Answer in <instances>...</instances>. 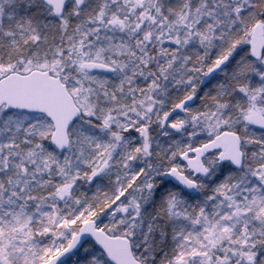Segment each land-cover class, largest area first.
<instances>
[{
    "label": "rangeland",
    "instance_id": "1",
    "mask_svg": "<svg viewBox=\"0 0 264 264\" xmlns=\"http://www.w3.org/2000/svg\"><path fill=\"white\" fill-rule=\"evenodd\" d=\"M15 3L0 0V22L17 16ZM23 19L14 20L5 31L36 41L40 18L31 14ZM258 24L264 27V0H89L82 13L70 7L58 24L59 31L67 32L60 48L56 45L42 53L38 47L32 56L0 62V79L33 70L61 77L84 113L72 130V149L59 156L50 149L54 129L48 120L0 110V264H45L89 220H96L110 236L130 240L142 264H213L212 257L223 255L236 261L232 264H262L264 136L259 155L252 150L256 136L245 127L244 118L258 112L264 115V60L260 65L247 62L241 68L240 49H232L242 37V50L248 49ZM54 33L55 29H49V35ZM4 36L0 31V49ZM230 41L235 42L228 45ZM11 47L18 45L13 41ZM240 56L247 58L245 53ZM209 57L215 58V65L225 57L236 60L207 87L204 80L210 68L205 61ZM88 62L114 67L118 75H88L83 71ZM238 69L242 70L240 79L245 80L240 87L235 85L239 79L233 77ZM230 79L231 93L223 91ZM206 90L207 102L217 96L228 103L217 108L204 103L198 107L202 112L177 118L172 126L182 128L180 135L163 128L166 110L176 96ZM228 128H242L254 165L249 161L245 173H229L210 158L208 164L221 182L214 194L181 199L173 192L172 212L186 208L189 201L199 211L196 216L181 215L180 231L186 225L189 231L175 255L162 263L157 257L155 217L146 210L159 184L156 179L170 168L185 171L176 155L191 152L200 138L209 139ZM161 150L165 163L156 161ZM104 164L110 165L109 172L89 185ZM251 175V182L246 183ZM255 179L260 183V214L250 193ZM214 182L206 181L204 189ZM104 186L113 191L111 204L101 218H93L95 210L76 196ZM232 192L237 201L231 198ZM259 253L260 262H256L253 257ZM218 260L227 264L224 258ZM69 264L108 262L90 244Z\"/></svg>",
    "mask_w": 264,
    "mask_h": 264
},
{
    "label": "water",
    "instance_id": "2",
    "mask_svg": "<svg viewBox=\"0 0 264 264\" xmlns=\"http://www.w3.org/2000/svg\"><path fill=\"white\" fill-rule=\"evenodd\" d=\"M51 8L57 17H63L70 0H41ZM86 0H75L79 10H82ZM263 30L260 26L255 28L251 44L252 57L255 60L262 58L261 37ZM228 64L226 60L220 67L213 69L207 76L209 82L217 73ZM85 69L89 73L115 74V70L107 65L85 64ZM195 99L189 98L172 112L170 119L175 114H183L185 109L192 106ZM6 106V112L20 111L45 116L53 123L54 133L51 143L60 153H66L71 146L70 131L73 125L79 121L83 113L76 105L74 98L70 95L68 88L59 78L51 76L50 72L34 71L28 75L12 74L0 81V108ZM252 125L264 130V119L260 116L250 117ZM223 150L220 156L221 163L231 162L237 170L243 169L244 158L241 152V142L238 136L224 134L215 142L210 143L200 150L194 151V160H188V155L183 156L189 169L196 176H208L202 160L215 151ZM108 165L102 166L99 172L93 177L91 182H95L107 170ZM167 180L182 187L189 193H196L198 185L191 182L184 174L173 169L167 174ZM92 241L100 250L104 252L111 264H141L134 255L132 244L125 238H113L97 228L93 221L85 223L80 232L72 239L70 245L60 252L56 257L46 264H64L69 258L80 251L84 245Z\"/></svg>",
    "mask_w": 264,
    "mask_h": 264
},
{
    "label": "trees",
    "instance_id": "3",
    "mask_svg": "<svg viewBox=\"0 0 264 264\" xmlns=\"http://www.w3.org/2000/svg\"><path fill=\"white\" fill-rule=\"evenodd\" d=\"M14 12L17 16H13L10 21H5L4 19L0 22V31L5 35L3 37L4 43L2 48L0 49V62L6 64L11 62L13 59L21 57L22 55H30L34 52L35 48L39 47L40 52L47 51L50 47L56 46V48H60V44H65V37L67 32H61L58 30V24L62 23V21L53 19L50 11L46 9L40 2L36 0H15ZM31 3V4H30ZM34 14L40 18V23L38 30L36 31V41L24 40L20 36L17 35V32L5 31V27L9 28L10 25L14 22V20L22 21L24 20V16H29ZM49 29H55V33L49 35ZM49 39V41H47ZM15 41L18 45L17 48H12L11 43ZM62 49L63 46H61ZM61 49V50H62ZM60 50V51H61ZM60 54V53H59ZM65 57V56H64ZM10 60V61H6ZM215 58L209 57L205 62H207L208 68L217 64L214 61ZM4 61V62H3ZM204 62V63H205ZM186 96V92L184 93ZM52 149V148H51ZM53 151V149H52ZM53 153V152H52ZM53 182H58V180H52ZM153 194L151 208L152 217L155 218V237L157 240L167 239V244H159L160 251L158 252V258L162 259V255H164V249L175 250L176 244L172 242L171 238L172 233L175 231V218L176 216L170 214L169 209L163 205L165 195L162 197V190L159 189ZM112 195V191H87V192H78L76 199H83L86 201L87 205H89L92 209L95 210L93 218H101L102 215L106 213L107 207L111 204L110 197ZM150 208V209H151ZM168 209V210H167ZM182 214L177 216V219L181 217ZM158 223V224H157ZM172 242V243H171ZM175 246V247H174ZM176 251V250H175ZM83 252V251H82ZM80 252L78 255H80ZM173 254V253H172ZM69 264V263H68Z\"/></svg>",
    "mask_w": 264,
    "mask_h": 264
},
{
    "label": "flooded vegetation",
    "instance_id": "4",
    "mask_svg": "<svg viewBox=\"0 0 264 264\" xmlns=\"http://www.w3.org/2000/svg\"><path fill=\"white\" fill-rule=\"evenodd\" d=\"M256 113H253V115H255ZM257 114L261 115L264 117V115H262L260 112H258ZM169 126L167 125L166 127H164L165 129H167ZM253 130V134L256 136V141L257 143H255V145L253 147H255L257 150H258V154L260 155V134L264 136V133L263 132H260V130H256V129H251ZM228 131H231V132H234L236 134H238L241 139H242V142H243V151H244V154H245V164H247L249 161L252 163V165H254V162H252V160L249 158L248 154H247V150H246V146L250 143V141H248L245 137H243L240 132L243 131L242 128H241V131L238 130V129H235V128H232L231 130H228ZM255 148H252V150H254ZM215 157V156H214ZM215 160V159H214ZM260 161V159H259ZM208 168H210L209 164H207ZM228 167L230 168V165H228ZM215 176H212L209 181L212 182L213 179L215 180L216 177L214 178ZM252 175L248 178L247 181H245L246 183H249L251 182L252 180ZM207 180H202V179H198L197 182L199 183V193L200 195H203L204 193V184H206ZM219 184H221L220 181H215L214 183H210V186L208 187V189L210 188V191L212 192V188L215 187V186H218ZM256 184V187L258 188V191H260V183L258 180H254V182H252V184L250 185V188L251 190L253 191L254 190V186ZM245 189L248 188V184L246 186H244ZM206 191V190H205ZM251 193V192H250ZM232 195H234V198H235V201H237L238 199V196L235 192H232ZM251 197L253 199L256 200V202H258V207H257V211L259 212L260 214V193H256L255 195H251ZM216 264H226V263H221V262H217Z\"/></svg>",
    "mask_w": 264,
    "mask_h": 264
}]
</instances>
